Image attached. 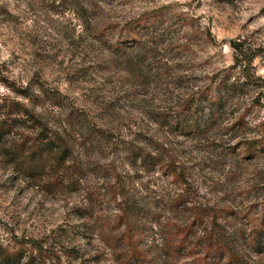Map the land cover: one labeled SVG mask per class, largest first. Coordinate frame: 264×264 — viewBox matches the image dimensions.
<instances>
[{"label": "rangeland", "instance_id": "rangeland-1", "mask_svg": "<svg viewBox=\"0 0 264 264\" xmlns=\"http://www.w3.org/2000/svg\"><path fill=\"white\" fill-rule=\"evenodd\" d=\"M137 39L148 41L140 57ZM229 76L240 91L225 96L220 126L183 135L163 124L159 111L172 115L198 88L214 94ZM11 84L53 93L61 105L39 110L66 129L90 169L79 191L49 193L0 157V242L41 239L67 264H118L99 236L82 239L74 211L83 205L112 226L124 186L150 223L187 219L193 203L209 201L247 247V234L263 222L264 148L242 160L245 145L229 149L225 140L264 135V0H0V97L16 96ZM241 116L248 127L237 130ZM146 143L185 176V211H171L179 182L153 164H132L127 147ZM75 244L86 252L82 260L60 252ZM248 258L259 260L251 251Z\"/></svg>", "mask_w": 264, "mask_h": 264}, {"label": "trees", "instance_id": "trees-1", "mask_svg": "<svg viewBox=\"0 0 264 264\" xmlns=\"http://www.w3.org/2000/svg\"><path fill=\"white\" fill-rule=\"evenodd\" d=\"M137 40V44H141L137 52L140 57L141 51H148V41ZM232 45L236 50L243 51L240 44ZM138 63L140 67L136 71L141 73V58ZM230 78L218 81L216 91L211 95H203L207 91L198 88L192 98L185 99L172 115L167 110L159 111L163 124L183 135L197 131L199 134L220 126L228 112L225 96L240 91L239 82H231ZM7 86L16 96L0 97L1 159L12 167L17 177L45 192L56 193L64 187L79 191L90 168L75 155V147L66 129L52 124L39 110L48 103L61 104L42 84L39 91L30 85ZM55 92L60 93L58 90ZM234 125L239 130L248 127V122L241 116ZM235 136L225 140V144L229 149H235L238 144L245 145L240 157L242 160L253 159L259 155L257 151L264 148V135L249 138L244 132L241 137ZM233 139L237 141L232 144ZM151 145L146 143L127 147L132 164L144 168L153 164L179 182L181 191L171 199V211H185L187 189L186 185L182 186L183 182H187L185 176L181 170L177 171L175 160L167 158L158 151L159 148L150 149ZM115 200L117 212L113 216L112 222L115 224L112 226L110 222L104 223V219L89 216L85 211L87 207L83 205L76 206L74 212L79 221L76 229L82 239L91 244L94 237L99 236L105 250L118 264H251L248 258L250 251L259 256L255 264H264V215L263 222L247 234L251 240L248 243L244 241L246 247L240 243L238 231L231 229L227 220L223 221L229 215L224 214L215 203L196 201L189 218L183 219L174 214L164 223L157 221L155 224L149 222L146 209L125 186L116 193ZM60 252L68 260H82L86 253L76 244L60 249ZM48 258L55 264H67L62 260V255L50 249L41 239H32L23 245L0 242V264H46Z\"/></svg>", "mask_w": 264, "mask_h": 264}]
</instances>
